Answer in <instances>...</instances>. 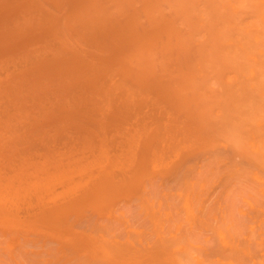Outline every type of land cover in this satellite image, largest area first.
Listing matches in <instances>:
<instances>
[{
  "label": "bare ground",
  "instance_id": "6f19581e",
  "mask_svg": "<svg viewBox=\"0 0 264 264\" xmlns=\"http://www.w3.org/2000/svg\"><path fill=\"white\" fill-rule=\"evenodd\" d=\"M0 264H264V0H0Z\"/></svg>",
  "mask_w": 264,
  "mask_h": 264
},
{
  "label": "rangeland",
  "instance_id": "374dc122",
  "mask_svg": "<svg viewBox=\"0 0 264 264\" xmlns=\"http://www.w3.org/2000/svg\"><path fill=\"white\" fill-rule=\"evenodd\" d=\"M9 11L14 13V12L17 11V10H15V11H14V10H9ZM9 11H8V12H9ZM10 12H9V13H10ZM9 13H8V14H9ZM15 14H17V15H19V16L21 15V13H16V12H15ZM9 16H11V15H9Z\"/></svg>",
  "mask_w": 264,
  "mask_h": 264
}]
</instances>
